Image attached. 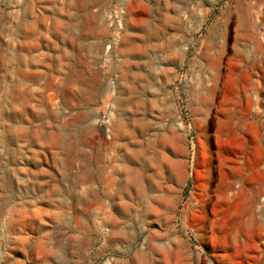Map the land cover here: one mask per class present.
Segmentation results:
<instances>
[{"label": "rangeland", "instance_id": "374dc122", "mask_svg": "<svg viewBox=\"0 0 264 264\" xmlns=\"http://www.w3.org/2000/svg\"><path fill=\"white\" fill-rule=\"evenodd\" d=\"M0 264H264V0H0Z\"/></svg>", "mask_w": 264, "mask_h": 264}, {"label": "bare ground", "instance_id": "6f19581e", "mask_svg": "<svg viewBox=\"0 0 264 264\" xmlns=\"http://www.w3.org/2000/svg\"><path fill=\"white\" fill-rule=\"evenodd\" d=\"M132 22V21H131ZM138 25V24H137ZM141 39V38H140ZM149 40V39H148ZM258 159H260V158H257V160L253 163L254 165H247V163L245 164V165H243V167H242V165L241 166H239V168H237V171L240 173V174H244V175H246L245 176V179H246V181L248 180V178H249V170H251L252 169V167L254 166V169L260 164V161L258 160ZM253 172H257V174H258V177L260 176V171L259 170H255V171H253ZM258 177H256L255 179H258ZM260 178H261V176H260ZM260 180V179H259ZM256 182V181H255ZM262 183V181H260V184ZM256 184V183H255ZM259 184V183H258ZM254 185V184H253ZM256 189V188H255ZM263 190V189H262ZM261 190V191H262ZM259 192H260V190H258ZM262 195V194H261ZM258 200V199H257ZM259 201V200H258ZM256 204H258V203H256ZM114 233V232H113ZM111 234V233H110ZM120 235V234H119Z\"/></svg>", "mask_w": 264, "mask_h": 264}]
</instances>
